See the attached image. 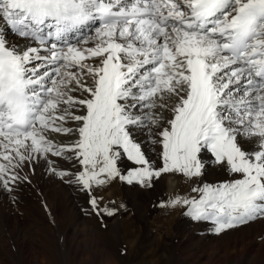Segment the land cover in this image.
Wrapping results in <instances>:
<instances>
[{
	"label": "snow or ice",
	"instance_id": "6c2138e0",
	"mask_svg": "<svg viewBox=\"0 0 264 264\" xmlns=\"http://www.w3.org/2000/svg\"><path fill=\"white\" fill-rule=\"evenodd\" d=\"M0 25L4 190L30 182L21 170L40 160L63 180L50 157L70 154L79 169L67 182L92 213L114 216L94 188L196 180L210 153L240 178L160 206L186 207L217 235L264 218V0H0ZM53 132L77 139L57 145Z\"/></svg>",
	"mask_w": 264,
	"mask_h": 264
},
{
	"label": "rangeland",
	"instance_id": "374dc122",
	"mask_svg": "<svg viewBox=\"0 0 264 264\" xmlns=\"http://www.w3.org/2000/svg\"><path fill=\"white\" fill-rule=\"evenodd\" d=\"M140 137L148 155L161 165L156 157L158 146L151 143L152 137L146 129ZM69 156L53 157L54 163H59L57 168L61 165L67 170H70L69 166L78 169V164ZM213 158L210 153L204 154L203 176L196 180L180 173H163L151 187L115 180L123 183L124 192L114 191L115 200L101 205V208L118 209L114 216L98 217L91 212V206L78 210L60 207L56 219L43 211L39 215L46 216L44 220L34 211L35 218L27 217L22 226L1 224L0 248L4 249L3 254L0 252L3 257H0V264H103L98 255L100 252L108 259V264L206 263L212 249L227 245L229 230L217 235L212 231L210 221H194L186 215V207L160 205L177 196L199 198V193L192 191L194 187L240 178L218 165ZM132 166L126 159L121 162L122 168ZM168 179L173 181V187L168 186ZM111 184L113 181L101 189ZM101 189L95 192L97 196ZM11 234L25 238L27 245L19 248ZM5 247L9 254H5ZM28 247L30 255L26 256ZM82 259L84 263L80 262Z\"/></svg>",
	"mask_w": 264,
	"mask_h": 264
},
{
	"label": "bare ground",
	"instance_id": "6f19581e",
	"mask_svg": "<svg viewBox=\"0 0 264 264\" xmlns=\"http://www.w3.org/2000/svg\"><path fill=\"white\" fill-rule=\"evenodd\" d=\"M0 27H2V25H0ZM7 36L9 44L15 43L23 47L26 43V41L14 36L11 32L7 33ZM76 95H79V93H76ZM70 126L75 127V124H71ZM139 138L141 139V137ZM50 139L57 145H69L73 143L77 137L71 135L64 136L53 132L50 134ZM245 147L248 150H252L255 147V141H245ZM50 159L53 160V157H50ZM58 164H53V167H55L57 171L63 170L69 173V176H66L63 180L60 177L56 179L57 175H54L49 170V165L45 161L40 160L35 164H26L21 170V175H28L30 182H17L12 185L11 191L4 190L0 187V226H2L1 224H4L6 227H9L11 224L22 226L27 220V217L31 220L35 218L34 211H36L38 215L39 213L43 214V211H47L53 219H56V213L61 209L60 207H71L78 210L83 206H91L88 194L82 191L77 185L67 182L79 168L76 169L69 166L70 170H67V167L63 168L61 165L57 168ZM33 168L34 171L32 170ZM167 183L169 187H173L174 185L173 181L170 179L167 180ZM122 186L123 183L120 184L119 182L113 181V184L104 190L101 189L102 187L97 189H101L102 191L98 193L99 196L96 195L95 192L97 190L95 189H93V194L103 198L99 201L100 205H102L107 201L115 200L113 195L114 191H118V194H121L122 190L124 192ZM67 210L69 209L67 208ZM39 216L44 220L47 219L46 216ZM10 236L15 240L19 248H24V246L27 245L25 238H21L19 234H11ZM228 236L227 245L225 244L223 247L219 246L216 249H212L213 251L208 256L206 263L203 264H264V218L249 222L241 227L230 229ZM2 249L4 248L1 247L0 252H2ZM7 249L8 247L5 251H7ZM26 250L28 251L26 256L30 255L29 247ZM7 252H5V254H9V250ZM98 255L103 264L109 263L108 259L105 258L101 252ZM80 262L84 263L85 261L82 259Z\"/></svg>",
	"mask_w": 264,
	"mask_h": 264
}]
</instances>
